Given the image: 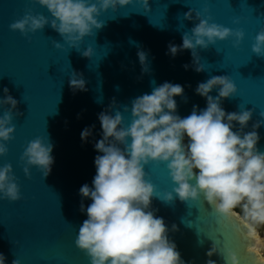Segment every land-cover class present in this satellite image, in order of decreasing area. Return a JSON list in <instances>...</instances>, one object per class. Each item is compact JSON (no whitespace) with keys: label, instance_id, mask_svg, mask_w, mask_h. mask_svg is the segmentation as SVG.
<instances>
[{"label":"water","instance_id":"water-1","mask_svg":"<svg viewBox=\"0 0 264 264\" xmlns=\"http://www.w3.org/2000/svg\"><path fill=\"white\" fill-rule=\"evenodd\" d=\"M149 4L151 11L145 10L140 0H133L116 11L102 12L98 19L105 27L96 30L95 36L86 37L78 51L51 25L27 37L10 29L9 25L29 10L51 19L48 9L36 0H0V98L6 87L19 101L13 110L16 131L6 142L9 151L0 157V166L12 164L22 195L14 202L0 199V253L6 257V264L14 259L20 264H91L75 244L79 227L87 219L86 212L80 211L81 201L85 208L92 202L79 190L84 184L92 186L95 157L102 155L94 148L103 138L98 114L106 111L113 99L118 107L130 108L133 99L151 94L164 82L180 84L184 96L175 97L176 114L183 118L191 114L193 106L199 110L207 107L206 98L195 92L200 82L227 75L237 85L238 93L223 100L225 111L239 112V106L253 111L244 132L264 120L260 116L264 112V57L252 52L256 35L264 30V0H149ZM190 9L201 12L204 18L210 15V23L242 29L246 34L239 47H234L229 38L208 49H198L204 72L194 70L191 50L175 57L169 54V45H182L183 33L198 23L184 19ZM237 19L239 23L234 22ZM54 41L62 47L57 48ZM88 47L93 49L91 58L82 55ZM139 50L148 54L147 73L142 71ZM185 64L190 66L187 70ZM73 72L82 74L87 91L74 93L70 88ZM210 95L217 96L218 89ZM9 107H0V116ZM119 110L123 111L122 107ZM123 114L130 123L131 112ZM85 128H92L87 142L81 139ZM239 128L236 123L233 130ZM257 131V148L264 152V125ZM36 137H48L54 145V164L47 177L37 167L31 168L30 177L23 170L21 156ZM146 171L161 195L172 191L175 185L166 163L152 162ZM237 209L239 212L233 210L231 217L220 215L203 196L188 203L177 197L170 204L153 198L151 204L155 215L164 219L169 239L186 264H207L209 259L224 264L220 253L207 255L214 240L221 252H236L241 264H264V258L255 251L259 239L250 238L247 227L241 228L246 224L239 215H243L241 208ZM174 224L178 231L171 230ZM258 229L262 240L259 252L264 257V226Z\"/></svg>","mask_w":264,"mask_h":264},{"label":"clouds","instance_id":"clouds-1","mask_svg":"<svg viewBox=\"0 0 264 264\" xmlns=\"http://www.w3.org/2000/svg\"><path fill=\"white\" fill-rule=\"evenodd\" d=\"M36 2L48 9L51 19L29 10L11 23L10 29L27 37L29 33L51 25L71 48L79 51L86 37L95 36L96 30L105 27L98 19L102 12L116 11L132 4L133 0ZM140 2L145 10L151 11L149 0ZM184 19H195L198 23L183 33L182 45H169V54L175 57L183 50H191L197 72L205 71L198 49H208L217 41L229 38L233 39L234 47H239L245 39L242 29L210 23L212 17L204 18L199 11L190 9ZM234 22L239 23V20ZM54 43L57 48L62 47L59 42ZM252 52L257 57H264V30L256 35ZM82 55L91 58L93 49L88 47ZM137 55L142 71L147 73L148 54L139 50ZM183 67L187 70L190 66L185 64ZM86 83L82 74L73 72L69 86L74 93L87 91ZM214 89H218L215 97L210 95ZM3 92L0 107H11L0 116V157L8 154L6 142L13 139L16 131L13 110L19 104L8 88L5 87ZM195 92L206 98L207 107L199 110L198 106H193L191 114L183 118L176 114L175 97L184 96V87L170 82L154 87L151 94L133 99L130 108L127 105L118 107L113 99L109 108L98 114L103 138L94 144V148L102 155L95 157L96 175L92 186L84 184L79 190L83 198H90L92 202L85 208L81 201L80 211L86 212L87 219L79 227L75 240L91 264H186L175 242L169 239L164 219L151 210L153 198L170 204L177 197L188 203L203 196L218 214L226 217H231L233 210L240 207L247 235L250 238L258 236L257 229L264 226V152L257 148L260 140L257 129L264 125V120L257 121L252 131L244 132L253 111L241 106L239 112L225 111L223 100L238 93L230 76H212L206 82H200ZM121 107L123 111L119 110ZM129 111L131 122L126 123L123 113ZM260 116L264 117V112ZM236 123L240 126L238 131L233 130ZM92 128L81 132L83 141L87 142L92 135ZM53 149L48 137L29 141L21 156L25 175L31 176L32 167L39 168L44 177L50 175L54 164ZM152 162L166 163L175 185L172 191L161 195L151 182L146 166ZM0 199L13 202L22 199L10 163L0 166ZM171 230L178 231V227L174 224ZM217 253L222 255L224 264H241L236 252H221L214 240L207 255L211 257ZM0 264H6L2 253ZM12 264H20V260L14 259ZM207 264L216 262L209 259Z\"/></svg>","mask_w":264,"mask_h":264},{"label":"bare ground","instance_id":"bare-ground-1","mask_svg":"<svg viewBox=\"0 0 264 264\" xmlns=\"http://www.w3.org/2000/svg\"><path fill=\"white\" fill-rule=\"evenodd\" d=\"M257 238L259 239V248H258V250H255L256 251V253L259 255V251H260V249H261V245H262V240H261V236L259 237V236H257Z\"/></svg>","mask_w":264,"mask_h":264},{"label":"rangeland","instance_id":"rangeland-1","mask_svg":"<svg viewBox=\"0 0 264 264\" xmlns=\"http://www.w3.org/2000/svg\"><path fill=\"white\" fill-rule=\"evenodd\" d=\"M236 212H237V211H236ZM239 215H240V214H239ZM240 216H241V215H240ZM258 231H259V229H258ZM259 255H260L261 258H264L260 253H259Z\"/></svg>","mask_w":264,"mask_h":264},{"label":"flooded vegetation","instance_id":"flooded-vegetation-1","mask_svg":"<svg viewBox=\"0 0 264 264\" xmlns=\"http://www.w3.org/2000/svg\"><path fill=\"white\" fill-rule=\"evenodd\" d=\"M235 210V209H234ZM236 210H238V212H239V209H236ZM240 215H241V213H239ZM241 217L243 218V215H241Z\"/></svg>","mask_w":264,"mask_h":264},{"label":"snow or ice","instance_id":"snow-or-ice-1","mask_svg":"<svg viewBox=\"0 0 264 264\" xmlns=\"http://www.w3.org/2000/svg\"><path fill=\"white\" fill-rule=\"evenodd\" d=\"M240 226H241V225H240ZM246 227H247V226H241V228H243V229L246 228Z\"/></svg>","mask_w":264,"mask_h":264},{"label":"trees","instance_id":"trees-1","mask_svg":"<svg viewBox=\"0 0 264 264\" xmlns=\"http://www.w3.org/2000/svg\"><path fill=\"white\" fill-rule=\"evenodd\" d=\"M187 140H188V139L186 138V139H185V142H186V143H187ZM236 209H237V208H236ZM236 209H235V210H236Z\"/></svg>","mask_w":264,"mask_h":264}]
</instances>
